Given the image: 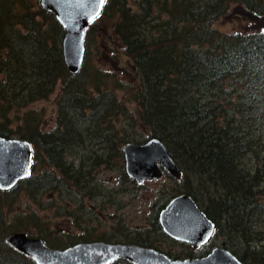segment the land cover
<instances>
[{
	"label": "trees",
	"instance_id": "obj_1",
	"mask_svg": "<svg viewBox=\"0 0 264 264\" xmlns=\"http://www.w3.org/2000/svg\"><path fill=\"white\" fill-rule=\"evenodd\" d=\"M23 1L0 0V136L10 139L20 134L35 146L36 160L45 163L46 154L60 173L85 191L101 163L113 168L121 164L126 178L122 148L128 142L140 145L116 129L114 121L126 117L128 126L135 130L139 125L149 130V138L166 145L184 177H195L206 188L204 192L214 191L216 197L205 200L204 212L216 224V235L229 237L227 248L244 264H264V245L258 249L249 245L255 238L261 240L254 230L264 222V0H134L136 9L132 0H108L102 17L106 30L116 38L111 37L110 44L121 47L133 64L137 78L132 84L99 68L93 72L92 83L85 77L81 80L88 51L79 75L71 74L62 52L65 30L53 13L42 7L34 10ZM232 16L239 19L235 22H247L256 29L220 32L216 24ZM111 74L118 80L113 87L108 85L114 80ZM60 82L55 131H41L39 114L30 109L24 114L25 125L10 128L14 109L22 112L35 102L49 100ZM118 92L129 95L135 111L126 107V99L119 98ZM32 116L37 124L27 130ZM87 141L99 146L102 155L79 157V169L74 162L68 165L64 156L68 151L78 155L75 150ZM35 167L31 177L13 190L0 191V264H36L7 243L14 233L35 234L48 241L37 231L43 219L30 211L14 212L21 194L35 200V194L48 187L47 181L61 195L63 190L72 191L64 177L56 178L48 170L36 173ZM199 193L189 192L198 204ZM159 225L161 235L168 238ZM238 237L246 240L244 251L234 245ZM91 242L96 241L71 246ZM46 245L64 244L54 246L48 241ZM154 245L142 246L181 259ZM112 264L132 263L117 260Z\"/></svg>",
	"mask_w": 264,
	"mask_h": 264
},
{
	"label": "rangeland",
	"instance_id": "obj_2",
	"mask_svg": "<svg viewBox=\"0 0 264 264\" xmlns=\"http://www.w3.org/2000/svg\"><path fill=\"white\" fill-rule=\"evenodd\" d=\"M23 2L31 5L34 10H38L39 7H41L40 0H24ZM131 6L136 9L134 0L131 1ZM232 11L233 9L231 8L229 15L232 14ZM103 18L104 17H100L92 26L89 36L90 40L87 44L88 60L85 66V72L80 74V78L82 80V78L85 77L89 83H92V80H94L93 72H95V69L99 68L109 73H116L118 78L123 79V81H128L126 84H132L137 78L134 74L133 64L124 54L121 47L118 50L110 44V38L113 36H110V32L106 30L108 29V25L107 21ZM106 19L111 21L108 18ZM238 20V18L232 16L226 21L222 20L218 22L216 28L220 32L228 34L256 29L255 26L247 24V22H235ZM21 30H23V28H21ZM113 40H116V38L113 37ZM118 44H120L119 40ZM111 75L114 80H109L108 85L113 87L114 81L118 80L113 74ZM61 90L60 82L57 84L55 94L51 96L49 100L35 102L22 112L19 110V112H21L20 117L17 116L19 112L14 109L13 113L10 115L13 120L10 128L12 130H17L19 127L25 125V122H23L26 118L24 114L30 109L32 112L39 114L38 120H40L41 131L45 133L55 131L59 122L58 99L62 98ZM92 94L95 96L94 93ZM117 94L119 98L122 96V98L126 99V107L130 111L136 110V106L132 104V101H128L130 100L128 94L125 95L123 92H118ZM135 119L137 120L138 117H135ZM27 124V130H32L33 126L37 124L36 117L32 116V120ZM87 124L89 123L82 124V129H86L85 126ZM114 125L116 129L120 130L121 134L127 136L128 139L129 137L136 138V143L144 144L143 141L146 143L151 140L148 135L149 130L145 131L140 128L139 125L137 129L134 130L128 126L126 117L122 116L117 119L114 121ZM19 135L14 134L12 138H20L21 136ZM262 135L264 137V126ZM80 143L81 142L76 146ZM128 143L133 144L134 142ZM68 145L69 144H66V146ZM75 151L78 152V155L71 154L70 151H68L64 159L68 165L74 162L76 164V169H79L81 165L79 157L85 158L87 154L92 153L93 156L102 155L100 147L98 146L97 148L93 143H89L88 141ZM94 151H98L97 154L94 153ZM41 156H43L42 153ZM44 157L46 160L45 163L41 160H36L35 172L41 173V170H48L51 174L53 173L56 178L64 177L67 182L65 184L72 188V191L63 190L64 193L61 195L60 191L51 187L53 183L47 181L48 187L45 190L38 191V194H35V200L32 198L30 199L26 194H21V198L14 212H17V214H25L30 211L31 214H36L43 219L37 229L39 235L42 234V237L52 242L54 246L64 244L61 247H57L59 250H64V248L67 249L71 246L72 242H79L82 240L126 244L132 242H154L155 247L162 251L179 254L181 259H187L192 256L201 258L205 255L204 250L194 253L192 246H184L175 241H170L168 238L161 235L158 230V215L161 210H163V207L165 208V205H168L173 198L183 194L189 195V192L198 193L199 191L203 194L199 193L198 195L201 202L199 206L203 211L208 207V200L215 199L216 196L214 191L208 189V191L204 192L202 189L206 188L199 184L195 177L191 176L189 179V176H183L178 180L166 174L160 180L146 181L140 184L135 181L131 182V178L127 174L126 178L128 180L124 177L120 168L121 164L113 168L111 165L101 163L99 167L92 172L94 177H90L93 181L90 184V189L81 191V189H77L76 182L73 178L71 180L69 177H65L63 172L60 173V171L55 168V165L51 163L50 160H47L46 154ZM91 159H94V157H91ZM252 160L253 164L256 163L255 159ZM176 164L178 165L177 162ZM178 167L182 170L179 165ZM67 193L69 194L67 195ZM206 199L207 202L205 201ZM70 212H74V215H71ZM224 230H226V228ZM254 231L256 233L255 237L261 240L256 241L255 238L249 245L253 246L252 248L258 249L260 246L264 245V222ZM233 234L235 235L236 232ZM34 235L35 234L30 237L37 238L34 237ZM75 239H78V241ZM48 241H45V243H48ZM227 241H229V237L217 236L211 244V250L214 247H221L223 243L227 245ZM234 242L237 248L244 251L246 244L244 238L238 237ZM236 242L238 243L237 245ZM236 247H234V249H236ZM206 249L208 250L209 247Z\"/></svg>",
	"mask_w": 264,
	"mask_h": 264
},
{
	"label": "water",
	"instance_id": "obj_3",
	"mask_svg": "<svg viewBox=\"0 0 264 264\" xmlns=\"http://www.w3.org/2000/svg\"><path fill=\"white\" fill-rule=\"evenodd\" d=\"M107 0H41V6L55 15L65 30L63 57L71 74L82 69L85 38L89 26L98 19ZM125 170L136 182L153 181L169 174L180 180L184 176L165 144L152 139L144 144H126L123 148ZM33 165L32 145L21 139L0 136V190L13 189L25 180ZM160 225L170 238L189 244L194 250L209 245L216 225L190 195L173 198L159 215ZM7 243L36 264H112L127 260L132 264H244L226 248L213 249L201 258L172 259L152 248L136 244L82 243L65 250L51 249L39 238L26 233H14Z\"/></svg>",
	"mask_w": 264,
	"mask_h": 264
},
{
	"label": "flooded vegetation",
	"instance_id": "obj_4",
	"mask_svg": "<svg viewBox=\"0 0 264 264\" xmlns=\"http://www.w3.org/2000/svg\"><path fill=\"white\" fill-rule=\"evenodd\" d=\"M34 148H35V146H34ZM35 149H36V148H35ZM73 213H74V212H73ZM70 214H71V213H70ZM71 215H74V214H71ZM158 219H159V215H158ZM159 224H160V223H159ZM169 239H170V238H169ZM215 239H216V238H214V240H215ZM170 240H172V239H170ZM214 240H213V242H214ZM172 241H173V240H172ZM106 243H107V242H106ZM121 244H122V243H121ZM129 244H136V243H133V242H132V243H129ZM140 244H141V245H140ZM143 244H144L143 242H140V243H139L140 246H142ZM136 245H137V244H136ZM146 247H147V246H146ZM69 248H70V247H69ZM200 249H201V248H200ZM200 249H197V250H200ZM193 250H194V249H193Z\"/></svg>",
	"mask_w": 264,
	"mask_h": 264
},
{
	"label": "snow or ice",
	"instance_id": "obj_5",
	"mask_svg": "<svg viewBox=\"0 0 264 264\" xmlns=\"http://www.w3.org/2000/svg\"><path fill=\"white\" fill-rule=\"evenodd\" d=\"M102 2H103V0H102Z\"/></svg>",
	"mask_w": 264,
	"mask_h": 264
}]
</instances>
